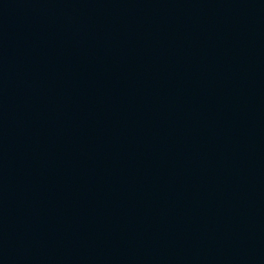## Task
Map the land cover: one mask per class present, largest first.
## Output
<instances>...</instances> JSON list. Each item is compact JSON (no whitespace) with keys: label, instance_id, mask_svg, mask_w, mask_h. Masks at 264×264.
Returning a JSON list of instances; mask_svg holds the SVG:
<instances>
[{"label":"water","instance_id":"water-1","mask_svg":"<svg viewBox=\"0 0 264 264\" xmlns=\"http://www.w3.org/2000/svg\"><path fill=\"white\" fill-rule=\"evenodd\" d=\"M0 264H264V0H0Z\"/></svg>","mask_w":264,"mask_h":264}]
</instances>
